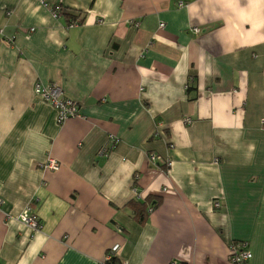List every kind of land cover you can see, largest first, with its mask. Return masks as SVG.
Here are the masks:
<instances>
[{
  "label": "crops",
  "instance_id": "0c3cea01",
  "mask_svg": "<svg viewBox=\"0 0 264 264\" xmlns=\"http://www.w3.org/2000/svg\"><path fill=\"white\" fill-rule=\"evenodd\" d=\"M263 121L264 0H0V264H264Z\"/></svg>",
  "mask_w": 264,
  "mask_h": 264
},
{
  "label": "built area",
  "instance_id": "2783aa9c",
  "mask_svg": "<svg viewBox=\"0 0 264 264\" xmlns=\"http://www.w3.org/2000/svg\"><path fill=\"white\" fill-rule=\"evenodd\" d=\"M51 12L54 18H59L61 16L62 8L57 6L53 8ZM74 25H76V23L72 24V26ZM135 25L139 26L137 23H135ZM160 27L163 28L164 24H161ZM34 31H35L34 29H31L30 31H28V33H32ZM194 31L195 33H200V30L198 29H195ZM35 94L39 98H41L45 102H48L50 105L54 107V109L57 111L58 114L59 124H63L69 119L80 117L78 103L75 102L74 100L67 98L61 86L56 84H49L47 86H44L42 84H37L35 86ZM186 123L191 124L192 120L187 119ZM263 125H264V121H263ZM112 146H113L112 148H114L115 144H113ZM110 148L108 147L104 148L101 151L100 155L103 157H107ZM150 160L159 165H163L167 168H170L172 166L171 160L161 158L157 155H150ZM59 168H60L59 161L51 157L44 164V169L47 170L58 171ZM135 192H137L136 188H135ZM1 204L2 201L0 200V205ZM214 206L216 209L221 208V204L219 202H215ZM20 219L26 226L30 227L36 232L40 231L42 228V225L38 221L36 216L32 215L30 208H28L27 211L24 214H22ZM120 249L121 247L119 245L113 246L109 250L104 263L109 262L114 257L118 256ZM251 258H252V253L249 250L248 243L239 242V243H232L229 245V261L231 264H247L251 260ZM173 264H177V263L174 262Z\"/></svg>",
  "mask_w": 264,
  "mask_h": 264
},
{
  "label": "trees",
  "instance_id": "16d2710c",
  "mask_svg": "<svg viewBox=\"0 0 264 264\" xmlns=\"http://www.w3.org/2000/svg\"><path fill=\"white\" fill-rule=\"evenodd\" d=\"M71 23H76V21H74V20H72L71 21ZM70 23V24H71ZM137 204H139V206H140V208H141V211H139V218H140V220L141 221H144V219H145V217H146V215H147V210L148 209H146L145 211H144V208H145V206H146V203H142V202H140L139 200H138V203ZM154 206H156V205H154ZM103 264H122V262L120 261V259H119V257L118 256H116V257H114L111 261H109V262H106V263H103ZM178 264V263H177Z\"/></svg>",
  "mask_w": 264,
  "mask_h": 264
}]
</instances>
